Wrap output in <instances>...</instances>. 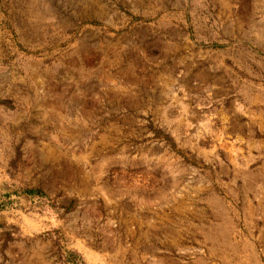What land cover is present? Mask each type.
<instances>
[{"label": "rangeland", "instance_id": "rangeland-1", "mask_svg": "<svg viewBox=\"0 0 264 264\" xmlns=\"http://www.w3.org/2000/svg\"><path fill=\"white\" fill-rule=\"evenodd\" d=\"M0 264H264V0H0Z\"/></svg>", "mask_w": 264, "mask_h": 264}]
</instances>
